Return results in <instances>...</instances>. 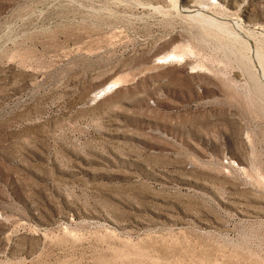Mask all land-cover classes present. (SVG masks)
<instances>
[{
    "label": "rangeland",
    "instance_id": "rangeland-1",
    "mask_svg": "<svg viewBox=\"0 0 264 264\" xmlns=\"http://www.w3.org/2000/svg\"><path fill=\"white\" fill-rule=\"evenodd\" d=\"M0 264H264V0H0Z\"/></svg>",
    "mask_w": 264,
    "mask_h": 264
},
{
    "label": "bare ground",
    "instance_id": "bare-ground-1",
    "mask_svg": "<svg viewBox=\"0 0 264 264\" xmlns=\"http://www.w3.org/2000/svg\"><path fill=\"white\" fill-rule=\"evenodd\" d=\"M183 3H184V5H182V6H183L184 10L188 11V13H190V14H197L198 13V9H196V5H193L194 3L188 4V2H186V1H184ZM199 11H200V9H199ZM161 59L172 60V57H171V55H168L167 57L161 58ZM107 88L108 87H104V88L100 89L99 91L96 92L95 96L103 94V92H105L107 90Z\"/></svg>",
    "mask_w": 264,
    "mask_h": 264
}]
</instances>
